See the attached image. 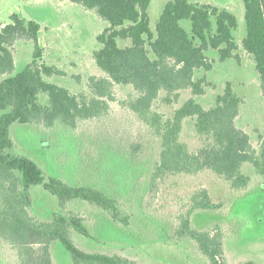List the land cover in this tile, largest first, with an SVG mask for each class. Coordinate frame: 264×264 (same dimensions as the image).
Returning <instances> with one entry per match:
<instances>
[{
  "label": "trees",
  "instance_id": "obj_1",
  "mask_svg": "<svg viewBox=\"0 0 264 264\" xmlns=\"http://www.w3.org/2000/svg\"><path fill=\"white\" fill-rule=\"evenodd\" d=\"M93 9L108 25L97 35L100 47L93 52L103 76L91 75L87 91L76 93L65 86L48 82L44 76L60 74L47 64H37L40 25L17 13L0 28V238L16 250L20 264H53L50 245L58 242L69 253L73 264H140L117 253L86 251L78 247L72 230L92 238L82 219L75 214L54 212L49 219L35 218L29 212L31 186L41 185L57 198L60 206L81 200L91 204L115 222L128 225L130 214L118 204L115 195L96 185H73L58 176L46 177L32 159L13 154L10 127L13 123L46 127L58 122L69 128L84 119L106 112L114 100L113 86L129 85L133 92L120 104L132 111L158 140L157 158L149 172L150 187L169 176H194L209 171L221 178L228 189L249 188L252 175H264V135L257 151L249 134L236 125L242 98L230 82L205 107L197 99L204 93V77L199 70L212 69L206 50L215 49L221 61L237 59L239 46L233 31L236 16L225 8L191 0H169L152 31L147 8L151 0H70ZM246 35L244 51L255 62L264 95V0H243ZM189 20L190 31L181 24ZM19 38L34 44L33 59L16 69L12 46ZM122 40L130 42L120 44ZM183 90L191 95L175 107L171 115L158 111L154 104L176 103ZM47 102L42 103L39 95ZM190 119L200 145L192 150L182 140L184 123ZM199 187L183 196L185 210L173 231L174 239L189 238L206 258L207 264H230L224 252L222 233L193 225L198 211L216 210L220 202ZM239 264H257L244 260Z\"/></svg>",
  "mask_w": 264,
  "mask_h": 264
},
{
  "label": "rangeland",
  "instance_id": "obj_2",
  "mask_svg": "<svg viewBox=\"0 0 264 264\" xmlns=\"http://www.w3.org/2000/svg\"><path fill=\"white\" fill-rule=\"evenodd\" d=\"M169 0H151L147 8L149 24L155 31L159 16ZM225 8L237 19L233 31L239 46L237 59L221 61L215 49L206 50L212 69L199 70L196 78L204 77V93L196 99L205 107L213 104L226 82L242 98L236 125L250 136L259 151L264 135V95L253 58L243 47L246 35L243 0H191ZM19 14L40 25L38 44L41 48L37 64H47L60 74L44 76L48 82L69 88L72 92L87 91L88 77L103 76L93 58L100 47L97 35L108 25L93 9L70 0H0V28ZM180 24L190 31L189 20ZM129 40L120 41L121 45ZM34 44L19 38L12 46L16 69L33 59ZM133 92L129 85L113 86L114 100L100 116L79 121L74 128L61 123L46 127L41 123L10 127L13 154L34 160L48 177L58 176L73 185H96L115 195L118 204L130 214L124 225L112 221L105 212L81 200L60 206L57 198L41 185L29 189L32 203L29 212L35 218L49 219L54 212L75 214L89 230L88 238L72 230L78 247L86 251L117 253L140 264H207L206 258L189 238L174 239L173 231L185 210L183 196L199 187L206 188L219 209L198 211L192 216L193 225L200 229L222 233L224 252L230 264L252 260L264 264V175H252L249 188L228 189L227 184L209 171L194 176H169L148 185L152 163L157 158L158 140L136 115L119 102ZM191 95L183 90L176 103L165 104L159 98L154 107L166 116ZM47 102L44 94L39 95ZM181 138L192 150L200 145L188 119ZM53 264H73L69 253L58 242L50 245ZM0 264H20L16 250L0 238Z\"/></svg>",
  "mask_w": 264,
  "mask_h": 264
},
{
  "label": "crops",
  "instance_id": "obj_3",
  "mask_svg": "<svg viewBox=\"0 0 264 264\" xmlns=\"http://www.w3.org/2000/svg\"><path fill=\"white\" fill-rule=\"evenodd\" d=\"M2 27V26H1Z\"/></svg>",
  "mask_w": 264,
  "mask_h": 264
}]
</instances>
